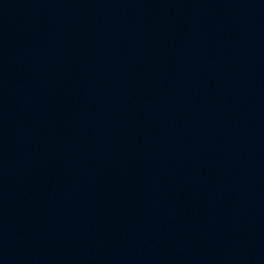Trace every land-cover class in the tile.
<instances>
[{"label": "water", "instance_id": "water-1", "mask_svg": "<svg viewBox=\"0 0 264 264\" xmlns=\"http://www.w3.org/2000/svg\"><path fill=\"white\" fill-rule=\"evenodd\" d=\"M49 0H0V87L12 70Z\"/></svg>", "mask_w": 264, "mask_h": 264}]
</instances>
